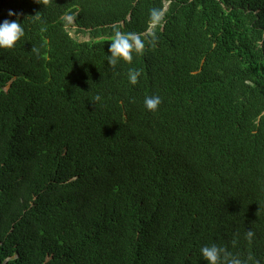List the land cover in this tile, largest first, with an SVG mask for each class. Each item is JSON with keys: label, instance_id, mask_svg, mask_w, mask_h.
<instances>
[{"label": "trees", "instance_id": "16d2710c", "mask_svg": "<svg viewBox=\"0 0 264 264\" xmlns=\"http://www.w3.org/2000/svg\"><path fill=\"white\" fill-rule=\"evenodd\" d=\"M6 18L25 35L0 49V264H206L211 243L264 264V0H0Z\"/></svg>", "mask_w": 264, "mask_h": 264}, {"label": "clouds", "instance_id": "9594fccd", "mask_svg": "<svg viewBox=\"0 0 264 264\" xmlns=\"http://www.w3.org/2000/svg\"><path fill=\"white\" fill-rule=\"evenodd\" d=\"M169 2L166 3L168 6ZM163 11H167V9H163ZM21 13L16 12L12 9L8 10V17L16 16L19 17ZM151 24L149 25L148 30L142 35L137 32H123L119 29L114 30V35L112 42L110 43L109 53L108 55V63L112 66H116L121 60L131 63L133 60V54H140L143 52L145 48V42L142 36L151 33L153 28L156 27L157 24L161 22V12L158 9H153L151 11ZM70 18V17H68ZM67 18V22H68ZM73 21V20H72ZM66 28L68 34H70L69 29H72L74 33L76 30V26L72 23L71 27ZM78 33L75 34V37L78 40ZM81 34V33H80ZM25 35V29L23 24L19 19H4L0 22V49H12L16 46L17 42ZM84 35V34H81ZM87 40H78L79 42H87L89 40V36ZM109 39V38H108ZM140 76V72L137 71H129L128 79L129 82L133 85L138 83V78ZM101 100L99 95L94 97V101ZM162 103V98L158 94L147 95L143 99L144 107L152 112H155L159 109L160 104ZM73 234L78 235L81 233V230L78 225L71 228ZM255 236V233L249 229L246 232V238L251 241ZM237 239L232 240V244H237ZM200 255L203 260L206 261V264H250L252 257L249 255L247 258L241 256L239 253L231 251L227 246H222L217 243L205 244L200 248ZM255 264H260L259 260H256Z\"/></svg>", "mask_w": 264, "mask_h": 264}, {"label": "rangeland", "instance_id": "374dc122", "mask_svg": "<svg viewBox=\"0 0 264 264\" xmlns=\"http://www.w3.org/2000/svg\"><path fill=\"white\" fill-rule=\"evenodd\" d=\"M68 23H69L68 27H71L72 23H73L71 18H68ZM69 31H70V34L72 35V37H75L76 33H74V31H73V27H72V29H69ZM77 35H78V40H87L88 39V37H86L85 35H81V34H77Z\"/></svg>", "mask_w": 264, "mask_h": 264}, {"label": "water", "instance_id": "95a60500", "mask_svg": "<svg viewBox=\"0 0 264 264\" xmlns=\"http://www.w3.org/2000/svg\"><path fill=\"white\" fill-rule=\"evenodd\" d=\"M167 8V6H165V9Z\"/></svg>", "mask_w": 264, "mask_h": 264}]
</instances>
